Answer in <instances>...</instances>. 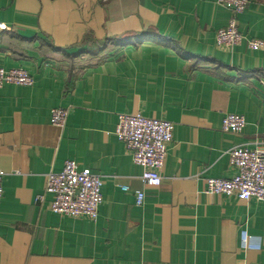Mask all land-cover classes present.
<instances>
[{"label":"crops","instance_id":"1","mask_svg":"<svg viewBox=\"0 0 264 264\" xmlns=\"http://www.w3.org/2000/svg\"><path fill=\"white\" fill-rule=\"evenodd\" d=\"M231 17L217 0H0V68L34 79L0 89V264H264V203L207 192L235 175L233 148L264 146V50L248 45L264 40V0L220 49ZM121 114L173 124L160 187L117 138ZM228 114L241 133L223 131ZM68 160L102 176L96 222L51 211L47 176Z\"/></svg>","mask_w":264,"mask_h":264},{"label":"built area","instance_id":"2","mask_svg":"<svg viewBox=\"0 0 264 264\" xmlns=\"http://www.w3.org/2000/svg\"><path fill=\"white\" fill-rule=\"evenodd\" d=\"M231 11V20L225 28L217 32V46L230 50L240 45L246 38L240 31L239 16L251 5V0H217ZM251 50H264V40L250 39ZM6 84L29 87L34 84L33 77L24 69L6 70L0 68V89ZM69 110L55 108L51 112V124L64 128ZM246 126L242 115L228 114L222 129L224 132L238 134ZM117 138L125 144L135 164L143 168L141 180L144 185L160 187L162 171L174 141L173 124L167 120L154 119L142 114H121L115 130ZM230 166L235 171L231 179L210 178L207 180V192L234 197L249 201L256 199L264 203V146L250 150L238 146L229 152ZM5 173L0 171V201L3 198V180ZM102 176L90 169L80 170L74 160L65 163L62 172H51L47 176L45 194L52 196L51 211L73 219H88L96 222L99 209L103 203ZM124 191H130L123 187ZM136 205L142 206L146 195L143 191H135ZM44 195L39 196L43 200ZM250 238L242 240L243 248L250 247Z\"/></svg>","mask_w":264,"mask_h":264}]
</instances>
